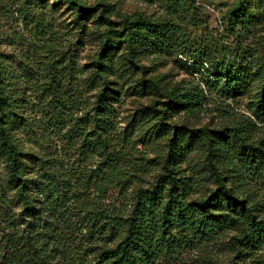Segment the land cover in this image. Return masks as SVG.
Masks as SVG:
<instances>
[{
    "label": "trees",
    "instance_id": "obj_1",
    "mask_svg": "<svg viewBox=\"0 0 264 264\" xmlns=\"http://www.w3.org/2000/svg\"><path fill=\"white\" fill-rule=\"evenodd\" d=\"M14 1L15 11L32 19L35 31L30 40L22 33L13 38L19 46L29 43L21 53L23 61L0 51V264H157L186 248L217 243L227 232H235L230 243L238 255L258 261L264 254V195L258 197L251 182L264 183V139L250 140L244 130H194L191 136L179 131L166 143L163 172L145 185L140 182L152 170V159L139 156L134 133L119 131L114 122L120 91L113 75L117 62L122 78L137 69L139 49H172L194 73H202L204 65L223 70L212 58V47L198 38L194 19L201 11L199 0H157L165 18L133 22L125 17L122 28L114 27L105 0L95 5L55 0L76 11L80 20L95 16L106 26L93 60V76L101 84L93 104L72 82L71 59L64 64L57 59L54 24L37 18L35 8L28 10L32 0ZM233 10L240 12L235 21L241 23L246 8L239 4ZM260 44L258 117L264 115V34ZM121 48L124 57L116 60L112 51ZM223 72L233 79L231 71ZM209 81L221 83L219 78ZM234 89L226 82L220 85L226 95ZM185 93H170L165 113L194 102L193 94L205 98L203 91ZM167 126L160 124L159 130ZM202 138L209 142L208 171L197 169L203 164L188 154ZM226 145L235 149L233 166H239L243 180L215 161ZM206 178L215 187L197 195Z\"/></svg>",
    "mask_w": 264,
    "mask_h": 264
},
{
    "label": "rangeland",
    "instance_id": "obj_2",
    "mask_svg": "<svg viewBox=\"0 0 264 264\" xmlns=\"http://www.w3.org/2000/svg\"><path fill=\"white\" fill-rule=\"evenodd\" d=\"M99 1L87 0V3L95 5ZM105 1L110 5L108 16L114 21L115 28H122L125 17L133 22L139 17H148L152 21L166 17L165 9L157 0ZM14 2L0 0V51L3 55L11 57L10 59L23 61L21 53L29 43L19 46L14 43L13 38L22 33L25 40L32 39L35 23L32 19L24 20L20 13L15 11L18 5ZM32 2V8L29 6L28 10L32 12L35 8L37 18L46 17L51 26L54 24L53 36L58 39L57 59L64 61L63 64L71 59V66L74 68L72 74L75 75L72 82L76 81L79 84L82 95L85 94L86 100L93 104L96 92L101 88V84L93 76V60L101 48L104 40L101 33L106 26H101L95 16L80 20L76 11L63 2L58 3L55 0ZM36 4L39 8L35 7ZM199 4L201 11L194 19L198 25V38L212 47L214 51L212 58L221 66L218 70L221 68L231 71L232 80L226 78L223 70L213 71L207 69V65H204L202 73H194L190 63L182 56L162 46L139 49L135 55L137 69L134 68L121 78L120 74L123 72L117 62L113 74L120 90L117 95L118 101L115 103L118 115L114 121L115 126L121 132L128 130L129 134L134 133L137 148L141 151L139 156L152 159L148 164L152 170L144 177L145 181L140 182L145 185L155 183L159 174L163 172L161 157L163 158L166 152V143L179 131H185L191 136L194 130H201L203 133L244 130L250 140L264 139V115L258 117L254 111L256 94L263 84L259 75V56L261 36L264 34V0H199ZM239 4L246 8L241 23L235 21L240 12L233 10ZM231 18L233 25L230 24ZM191 20L189 18L181 23L186 24ZM112 53L116 60H119L124 57L125 51L121 48L113 50ZM35 59L36 57L34 61ZM203 60L209 63V57L206 56ZM21 65L23 66V63ZM31 67L34 69L32 72L37 74V64L33 62ZM217 78L221 79L220 85L226 82L235 87L234 91L230 95L222 93L219 84L213 85L209 81ZM66 79L69 80L70 76L66 75ZM26 85L23 82V86ZM199 91H203L205 98L193 94L196 98L194 102L177 105L176 109L165 113L170 93L177 96L176 94H186L185 92L198 94ZM160 124L168 126L164 130H159ZM226 146L224 148L226 152L224 150L217 152L219 157L215 161L221 167L225 164V170L229 174L239 175L243 180L239 166H233L237 163L234 159L235 149L231 145ZM208 150L209 142L205 138L195 141V145L189 150V158L203 164L197 169L208 171L205 167ZM182 168L188 170V165L183 164ZM205 174L207 177V173ZM252 183L257 185L258 190L254 191L256 195L263 196L264 183ZM214 187L213 179L206 178L205 186L196 191V194L207 192ZM260 215L264 218V208ZM234 235L235 232H227L217 243H211L209 246L198 244L194 248H186L177 254L176 258L162 260L157 264H264V254L254 262L253 257L244 258L238 255V251L230 243Z\"/></svg>",
    "mask_w": 264,
    "mask_h": 264
}]
</instances>
